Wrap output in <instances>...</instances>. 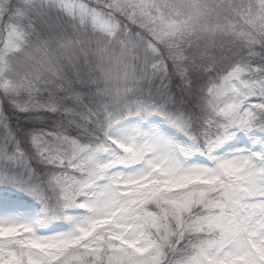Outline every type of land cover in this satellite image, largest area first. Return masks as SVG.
Here are the masks:
<instances>
[{
	"label": "snow or ice",
	"instance_id": "6c2138e0",
	"mask_svg": "<svg viewBox=\"0 0 264 264\" xmlns=\"http://www.w3.org/2000/svg\"><path fill=\"white\" fill-rule=\"evenodd\" d=\"M165 6L176 10L165 15L160 11ZM57 11L84 25L99 16L113 32L119 28L115 16L127 12L148 28L158 25V36L164 38L194 26L192 16L159 0H110L104 11L90 0H68ZM238 12L256 22L262 19L257 14L264 12V0H256L252 11ZM217 28L247 45L248 56L214 64L207 76L190 77L183 48L174 45L169 57L150 66L151 73L165 78L162 87L171 101L186 105V111L199 108L195 130L182 111L136 100L119 112L109 108L102 139L82 143L67 129L96 118L95 109L83 104V91L37 99L28 85V97L21 100V82L13 80L0 89V184L27 192L42 206L35 219L0 217V264H165L166 254L174 264H264V58L241 29L230 22ZM142 42L151 55H162L152 36ZM21 43L11 34L0 40V80L13 76V57ZM4 101L32 122L44 124V114L56 119L45 127L21 124L17 132ZM152 116L178 129L187 141L174 142L157 130L113 134L128 117ZM241 134L251 146L223 151ZM25 139L37 156L53 161L49 167L62 169L43 177L51 196L31 166ZM66 144L74 145V151L65 153ZM204 189L219 196L209 201ZM181 193L192 194V199L181 200ZM193 204L203 209L204 223L193 225L182 247H173L175 237L164 235L160 219L169 211L182 216ZM56 222L66 225L65 230L42 234Z\"/></svg>",
	"mask_w": 264,
	"mask_h": 264
},
{
	"label": "rangeland",
	"instance_id": "374dc122",
	"mask_svg": "<svg viewBox=\"0 0 264 264\" xmlns=\"http://www.w3.org/2000/svg\"><path fill=\"white\" fill-rule=\"evenodd\" d=\"M102 2L103 0H90L93 5ZM181 2L199 6L188 8V15L193 17V28L206 31L214 40L213 51L217 57L231 56L236 48L219 38L221 30L217 28V21H223L229 6L237 4L239 0H181ZM207 5H211V10L206 7ZM6 11L11 15L7 20V23H10L7 35L11 34L21 39L22 43L18 54L13 57V76L8 80H0V89L8 86L13 80L21 82L23 85L20 87L21 100L28 97V85H31V92L37 99L46 98L50 93L67 96L70 91L86 92L88 95L84 103L91 107L100 100L118 105L124 97L131 94L129 89H137L148 94L155 93L158 86L162 87L159 81L149 83L151 62L149 52L145 53L143 42L138 43L131 39L110 41L108 37L104 38V34L99 35L97 41L93 32L97 27H89L96 24V18L87 25L73 23L43 0H20L15 4L0 0V20ZM134 36L135 33H132V38L137 39ZM196 43L203 49V40ZM189 51H185L184 55H188ZM68 103L79 109V106L72 105L71 101ZM3 108L10 115V123L17 132L20 131L21 124L45 127L51 126L53 122L47 124L46 119L44 124L32 122L26 116L16 114L7 101L3 102ZM168 110L175 112L170 107ZM138 121L141 122V119L123 121L121 125L114 127L113 134L122 136L134 134L137 130H157L165 137L158 122L153 121L152 117L142 120L146 121L145 126L138 124ZM238 137L225 145L223 151L228 152L241 147L242 142ZM246 146H251L250 141ZM3 185L0 184V188ZM10 185L7 192L14 194L20 191ZM2 191L6 190H0V215L7 213L6 216L15 218L40 215L34 207H19L15 202H4L3 195L8 194ZM59 223H52L46 228L60 225Z\"/></svg>",
	"mask_w": 264,
	"mask_h": 264
},
{
	"label": "clouds",
	"instance_id": "9594fccd",
	"mask_svg": "<svg viewBox=\"0 0 264 264\" xmlns=\"http://www.w3.org/2000/svg\"><path fill=\"white\" fill-rule=\"evenodd\" d=\"M159 3L162 5H175L177 8H180L186 15L188 14V5L182 3L181 0H159ZM256 0H239L235 5H230L227 14L223 17V21L218 20L217 24L222 22H230L237 28L241 29L243 32L247 33V39L250 43L255 45L256 52L260 57L264 58V12H260L257 15L262 17V19L252 22L247 19V15H240L238 10L248 9L252 11L255 9ZM97 6L100 7L101 11L108 9L110 7V0H103L102 3H99ZM211 10V5H207ZM175 8L171 7H162L160 9L165 15H168L170 12L175 11ZM116 9H112V13H115ZM115 21L119 28L127 30L129 33H136L141 35V33H146L142 38L147 39L148 36H152L157 45L159 46L161 56L156 57L150 54L149 59L151 63L157 62L159 59L169 57L172 48L174 45H179L183 48V51H189L188 55H185L187 58L186 71L189 73L190 77L196 76H207L208 70L214 65L219 64L223 60L238 59L241 57L248 56V47L247 45L241 46L237 43L236 38L233 37L231 31L221 30L219 38L226 40L233 47L236 48L235 52H232L231 56H220L217 57L213 49L215 48V43L212 38L209 37L206 31H201L196 28H190L186 32L177 33L174 38H164L158 36V25L148 28L145 25V21L137 17L135 20L132 19L131 14L127 12H120L118 16H115ZM204 41L203 49H201L200 44L196 43L197 41ZM195 45V47H193ZM169 63L171 61L169 60ZM153 81H159V85L165 83V78L160 73H151L149 83ZM130 95L124 97L122 102L118 105H113L111 103L105 102L103 100L97 101V103L92 106L95 109L97 115L95 120L89 121L86 124L81 125L80 127H73L67 129L69 135L73 139L78 140L82 143L89 142L90 139H102L104 134L103 123L105 120V113L108 109H111V112H119L120 108L129 102H135L136 100H142L148 104H159L167 109L170 105L175 104L176 102L169 99V93L165 90L164 87L158 86L155 93L149 92L148 94L143 93V91L137 89H129ZM87 93L84 92V99L87 98ZM19 99L20 96H19ZM83 104L89 106L87 103ZM105 106H108L106 108ZM195 111L189 109L188 111H182L186 118L189 120L190 125L195 130L198 127L196 121V116L199 115V108L193 105ZM23 143L26 145L25 152L31 161V166L37 169L38 174L41 178V183L43 184V191L47 192L51 196V189L48 187L46 180L43 179L45 174L49 172H60L62 169L49 167L53 164V161L48 159H41L37 156L30 146H27V140L25 139ZM63 151L65 153H71L74 151V145L66 144L64 145ZM205 195L209 201L216 199L219 196V193L213 192L208 189H204ZM181 200L192 199V194L190 193H181ZM49 203H54V198L50 199ZM203 212V209L198 204H193L189 211L185 212L182 216L178 215L175 211H169L167 215L162 216L160 219V226L164 232L165 236L175 237V244L173 247H182L181 241L183 240L187 243L189 237L186 235L190 229L193 228V225H199L204 223V218L200 215ZM179 233V235H176ZM165 264H174V257L170 254L165 256Z\"/></svg>",
	"mask_w": 264,
	"mask_h": 264
},
{
	"label": "bare ground",
	"instance_id": "6f19581e",
	"mask_svg": "<svg viewBox=\"0 0 264 264\" xmlns=\"http://www.w3.org/2000/svg\"><path fill=\"white\" fill-rule=\"evenodd\" d=\"M3 214H5V215H1V216H4V217H9V218H13V217H11V216H6V215H7V213H3ZM8 215H10V214H8ZM20 220H29V219H20Z\"/></svg>",
	"mask_w": 264,
	"mask_h": 264
}]
</instances>
